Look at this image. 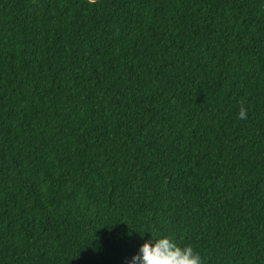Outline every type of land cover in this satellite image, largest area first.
Segmentation results:
<instances>
[{
	"label": "trees",
	"instance_id": "trees-1",
	"mask_svg": "<svg viewBox=\"0 0 264 264\" xmlns=\"http://www.w3.org/2000/svg\"><path fill=\"white\" fill-rule=\"evenodd\" d=\"M144 230L264 264V0H0V264Z\"/></svg>",
	"mask_w": 264,
	"mask_h": 264
},
{
	"label": "clouds",
	"instance_id": "clouds-1",
	"mask_svg": "<svg viewBox=\"0 0 264 264\" xmlns=\"http://www.w3.org/2000/svg\"><path fill=\"white\" fill-rule=\"evenodd\" d=\"M238 118H245V110L241 108ZM146 239L138 245L135 252L125 259V264H203L200 254L189 244L178 242L171 233L150 232ZM142 232H136L141 237Z\"/></svg>",
	"mask_w": 264,
	"mask_h": 264
}]
</instances>
